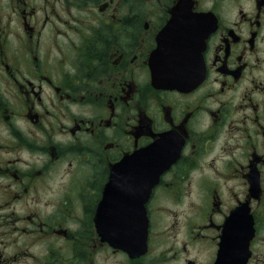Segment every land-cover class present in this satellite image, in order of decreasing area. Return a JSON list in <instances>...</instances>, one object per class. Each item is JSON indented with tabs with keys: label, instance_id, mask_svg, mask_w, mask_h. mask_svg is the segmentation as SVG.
Here are the masks:
<instances>
[{
	"label": "flooded vegetation",
	"instance_id": "obj_1",
	"mask_svg": "<svg viewBox=\"0 0 264 264\" xmlns=\"http://www.w3.org/2000/svg\"><path fill=\"white\" fill-rule=\"evenodd\" d=\"M179 1L0 0V264H264V0H192L182 91L151 68Z\"/></svg>",
	"mask_w": 264,
	"mask_h": 264
},
{
	"label": "water",
	"instance_id": "obj_2",
	"mask_svg": "<svg viewBox=\"0 0 264 264\" xmlns=\"http://www.w3.org/2000/svg\"><path fill=\"white\" fill-rule=\"evenodd\" d=\"M192 0H180L172 11V18L157 37V48L151 64L152 83L162 89L189 90L200 83L201 78L195 77L199 64L202 63L201 52L204 47L205 27L197 25L200 15L193 13ZM186 12H185V11ZM192 17L191 23L178 24L176 20ZM202 36H199V35ZM160 58V59H158ZM149 158L155 157L160 162L153 175H145V193H149L150 181H157L160 173L171 163V158L165 156L167 152L158 144L151 145L141 151ZM147 169V168H146ZM149 182V183H148ZM143 234L141 249H146L147 221L140 223Z\"/></svg>",
	"mask_w": 264,
	"mask_h": 264
}]
</instances>
